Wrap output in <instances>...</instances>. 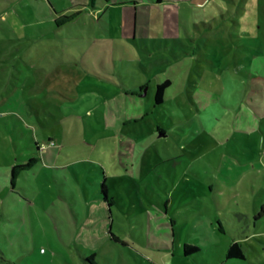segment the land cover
<instances>
[{
  "label": "rangeland",
  "instance_id": "obj_1",
  "mask_svg": "<svg viewBox=\"0 0 264 264\" xmlns=\"http://www.w3.org/2000/svg\"><path fill=\"white\" fill-rule=\"evenodd\" d=\"M70 2L51 0L53 12L45 0H0V171L20 159L14 146L28 154L36 139L45 148L44 168L25 176L16 193L0 181V264H220L216 251L247 235L248 261L228 264H264V215L254 219L264 203V116L250 135L243 131L256 122L233 133L222 116L243 99L250 72L253 89L263 92L253 103L264 111V0H188L178 43L170 38L163 54L153 45L143 51L141 41L138 48L126 43L118 11L60 12ZM100 37L119 41L111 57L104 54L109 70L97 54L104 43L93 44ZM174 51H187L192 66L175 60ZM164 74L175 86L156 105L157 76ZM150 75L154 80L136 91L142 111L125 113L115 104L119 118L107 128L103 99ZM225 76L240 88L223 96ZM194 94L211 104L222 100L203 111L207 105L195 103ZM158 124L175 135L154 136ZM208 150L211 169L197 159ZM103 183L109 207L99 199ZM211 185L225 206L214 203ZM203 220L214 222L215 238ZM184 244L204 248L183 257Z\"/></svg>",
  "mask_w": 264,
  "mask_h": 264
},
{
  "label": "crops",
  "instance_id": "obj_2",
  "mask_svg": "<svg viewBox=\"0 0 264 264\" xmlns=\"http://www.w3.org/2000/svg\"><path fill=\"white\" fill-rule=\"evenodd\" d=\"M49 6V8H51V10L53 12H55V8L53 7L51 0H45ZM88 1L89 0H71L70 4L68 5L67 8H60V12H64L68 9L71 8H83V10H87L90 9L91 11H93L94 13L96 11H98L97 15L101 17L102 14H105L108 10H116L119 13V23L121 25V35L122 38L125 39L127 42L129 43V45H133L135 48H138L140 46L139 41H141L142 46H144L143 51H149L150 49V45H153V47H155V51H160L162 54L163 53H167L168 51L171 50V48L169 47V41L170 38L176 43H178V30H179V26L177 24V20L180 19L181 17V10L185 9L188 3V0H161V2H155V0H123V2L121 3L123 5V7L121 8H117L116 6L118 5V2H116V0H107L106 2L102 1V0H97L95 5L93 7L88 5ZM183 8V9H182ZM83 10H80L79 13H81ZM172 20H175V24L170 25L167 27L168 23H170ZM108 22V21H107ZM164 23V25H163ZM151 24H154V27L151 26ZM166 41L167 46L163 47L160 43H162L163 41ZM96 41H101L104 43V45H98V48H102L103 52H98L97 54L99 55V59L101 64L103 65V67L107 70L110 69V65H108L107 59L105 58V55H108L111 57V50H112V46L115 45H119V41L117 39H114L113 37H109L108 40L107 38H96L93 42V44H95ZM160 45H159V44ZM158 44V45H157ZM174 44V47L175 46ZM170 45L172 46V43L170 42ZM182 45V44H181ZM131 46V49H133L134 47ZM145 49V50H144ZM195 49V48H193ZM172 53V52H171ZM180 51H174L172 53V55H174L175 60H179V59H183L185 55H190L187 51H182V53H180ZM202 55V54H201ZM82 64L84 66L87 67V63L86 62H82ZM165 70V69H164ZM150 71V70H149ZM153 71V70H151ZM91 73H97L96 70L92 69L90 71ZM153 75V74H152ZM152 75L148 76L151 77ZM107 80H111L107 77H103ZM153 79H150L148 81H144L142 83H140L138 86L132 87L129 90L123 92L121 91H117L118 94L114 96L113 99L111 98H107V99H103V114L101 113L103 122L105 123L106 127L110 126L109 123H114V121H117V119H115V116L118 114V111L121 110L123 111V109L126 112H132L134 114L139 113L142 111L141 107V103L142 100H140L142 97L140 95H138L136 93L137 90H140L139 87L142 86L143 84L147 85L149 83H151ZM127 93H132L134 95H129ZM194 96L196 97L195 103L196 101H199L200 103H203V105H209L211 104L210 98L203 96L202 94L199 95L197 98V96L194 94ZM105 97H110L105 96ZM115 104H117L119 106L118 111L115 108ZM110 106H112V108L114 107L116 110V114L114 116H109V112H110ZM125 106V108H124ZM119 116V115H118ZM248 119L249 118V115ZM136 116H134L135 118ZM138 117V116H137ZM110 120V121H109ZM109 122V123H108ZM113 125V124H111ZM109 128V127H107ZM246 134L249 133L252 134L256 131H243ZM198 150V147L197 149ZM186 152V151H185ZM211 152V150H208L205 154H201L199 157H197L198 160L200 161H205L207 163H209V159L211 160V164L216 165V163L213 161L212 156L209 154ZM226 168V166H225ZM219 173H223L221 171L218 172ZM217 174V175H218ZM215 175V176H217ZM212 180L214 181L215 184H221L223 182H221V180L219 179V177L217 176L216 179L213 177ZM213 183V184H214ZM211 193H214V197H216V202L214 200V203L217 204L218 202L220 203L221 201V206H225V203L220 200V196H222L221 194H217V189H215V187H213L212 185L210 186V190ZM235 193L229 191V193H227V196L229 197V199L231 198L232 195H237L239 192H237V190L234 191ZM260 219V218H259ZM258 219V220H259ZM219 221V220H218ZM257 221V220H255ZM204 222V220H203ZM221 223V222H220ZM219 227V226H218ZM222 232L226 233L224 226H222ZM204 228L205 231H207V234H209V238L211 237L212 239L215 238L216 234V228L214 227V222L213 221H209V220H205L204 222ZM249 236L247 235V237H235L232 239L233 242L229 243H235L238 242L243 249V253H244V259H242V261L245 263L248 261V253L250 251V248H252V244L250 241H248L246 238H248ZM235 239V240H234ZM208 240V238H207ZM207 243V241H206ZM205 243V244H206ZM219 242H216L214 240H210L208 241L209 246H215L217 247ZM203 244V243H202ZM196 245L199 247L200 252L201 249L204 248V245ZM193 245V244H192ZM228 246V248H229ZM183 248V247H182ZM228 250V249H227ZM183 251V250H182ZM216 254H218V257L220 260V264L223 262L222 259L225 260V262L228 264V261H234L237 259H227L226 254L227 251L225 252V250H217Z\"/></svg>",
  "mask_w": 264,
  "mask_h": 264
},
{
  "label": "trees",
  "instance_id": "obj_3",
  "mask_svg": "<svg viewBox=\"0 0 264 264\" xmlns=\"http://www.w3.org/2000/svg\"><path fill=\"white\" fill-rule=\"evenodd\" d=\"M97 0H89L88 1V5L93 7L95 5ZM104 2H106L107 0H102ZM155 2H161V0H155ZM181 62L183 64H188L189 62V66H192V59L191 57H186L183 58L181 60ZM166 70V69H165ZM168 71V70H166ZM253 71V70H252ZM167 73V72H166ZM255 75L252 74V72H250L248 80L246 81L248 84L246 85L247 89L245 90V92L243 93V99H241V101H239L237 108H234L233 105H226V108H231V110H233V113H224L222 116L225 117L226 116V120L230 121V128L232 129V131H234L233 133H235L236 131H243V130H239L238 126L240 125L241 127L243 126V128L245 129V125L247 124H253L254 122L255 125H257L254 129H252L251 131H257L259 130V123H260V118L264 116V111H262V107L260 106V102L257 104H254L253 102L255 101V99H259L258 97V93L262 94L263 92H261L260 90L255 91L254 88V82L252 80V78ZM164 77V80H161ZM157 80L159 81L156 86H155V91H154V102L156 105H160L165 101V97L166 98H170L167 93V91L170 88H174L175 86V81L176 80H172L171 78H169L167 76V74H164L162 77L161 76H157ZM238 80H233L231 78H229L228 76H225L223 78V83H222V88L223 89V96L226 92V94H233L236 89L240 88L238 87V85H235L234 82L237 83ZM240 82V81H239ZM196 83V81H195ZM241 83V82H240ZM145 84H143L142 86L139 87L140 90L144 89ZM175 90L173 89V92ZM175 93H178L175 91ZM127 94H131L134 95L132 93H127ZM173 98V99H172ZM171 100H179V96L178 97H172ZM261 98V97H260ZM223 99L225 101H227L226 97H223ZM222 98H220L217 102H215V104H217L218 102H221ZM258 101V100H256ZM215 104H209L207 106H205V109L203 111H208L211 109V107H213ZM211 113V112H209ZM109 116H114L116 114V110L115 108L112 106H110V112L108 113ZM227 115H229V117H227ZM249 118L248 119V116ZM212 120L214 121V126H218L219 122H217L215 120V118H212ZM223 122L225 119H222ZM110 121V120H109ZM216 121V122H215ZM220 121V120H219ZM123 122V120H122ZM156 131L153 134L154 136L157 137H166L167 135H175L173 133L168 132L167 127L162 126V125H157L156 127ZM152 130V129H151ZM153 131V130H152ZM183 131V130H182ZM246 131V130H244ZM185 133V131H184ZM52 141V139L49 138V141ZM51 146H54L53 143ZM10 147L11 144H10ZM14 151L16 152H20V159H16L14 160L12 163L8 164L7 167H3V170L0 171V181H2V183L7 182L9 185V189L11 192L16 193L15 191L21 189L22 187H19V184L22 182V180L24 179L25 176H31L32 174H36L37 172V168L40 165L42 168H44V166L42 165V160H43V152L45 150V148L42 146V144L37 141L36 139L33 140V144L31 146V148H33L34 151H31L30 153L26 154V153H22L21 150H17L18 148H16L17 146H14ZM13 149V148H12ZM11 149V150H12ZM181 157V155H175L174 157H171V159L174 158H179ZM170 161V159L168 160ZM214 164H211V160L209 159V163L203 161L202 166L203 168H213ZM7 178V180L5 179ZM0 187H3L2 185ZM108 191L107 188L105 186V184H101L100 185V189H99V199H102V201L107 202L108 207L110 206V203L108 202ZM261 209L260 211L257 212V214L254 216L255 220H258L259 218H261L264 214H262V212H264V203L261 205ZM110 210L108 208V218H110ZM217 224L219 226V229L222 231V224L220 223V221H217ZM111 240L114 242H120L119 239L115 236H111ZM41 252H43V249L40 250ZM200 252V249L198 246L196 245H192V244H184L183 245V251H182V255L183 257H189V256H193L194 254ZM94 257V254L91 255V258L87 259L88 261H90L92 258ZM227 259H239L242 260L244 259V253H243V249L242 246L238 243H232L230 244L228 250H227V254H226ZM7 261V260H6ZM86 261V259L83 260V262ZM8 263V262H7ZM91 264H95L92 263L90 261Z\"/></svg>",
  "mask_w": 264,
  "mask_h": 264
}]
</instances>
